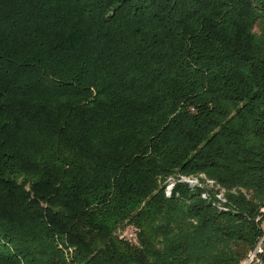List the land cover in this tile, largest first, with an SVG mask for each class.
<instances>
[{"label":"trees","instance_id":"1","mask_svg":"<svg viewBox=\"0 0 264 264\" xmlns=\"http://www.w3.org/2000/svg\"><path fill=\"white\" fill-rule=\"evenodd\" d=\"M263 209L264 0H0V264H242Z\"/></svg>","mask_w":264,"mask_h":264},{"label":"rangeland","instance_id":"2","mask_svg":"<svg viewBox=\"0 0 264 264\" xmlns=\"http://www.w3.org/2000/svg\"><path fill=\"white\" fill-rule=\"evenodd\" d=\"M182 180L185 181V182H187V181H193V183H191V184H193L194 186L195 185H199L200 184V180H204L205 181V184L207 186H210L211 188L219 189V186L216 185V183L214 181H211V180L207 179L204 174L199 175L198 178H196V177H182L180 181H182ZM175 183L176 182H174V181L173 182L172 181L171 182H168V185H167V188H166V195L167 196H169L168 195V192L169 191H170V193H172V190H169V188L171 186L174 187ZM224 194H225V192L224 191H221L220 195H223L222 198L225 200ZM262 212H264V209L262 210ZM263 228H264V223H263ZM131 232H133V235L135 237L136 236V231H135V228H133V227H128L127 229H125L122 232L120 231L119 232V235L121 236V238H126L127 239L128 236H129L128 234L131 233ZM127 240L133 241L134 239H127ZM263 252H264V238L258 244V247L256 248L255 252L253 253V255H254L253 258H251V255H252L251 254L250 257H249V259L246 260V261H244L242 264H248V262L250 264H259V259H257V255L258 254H262Z\"/></svg>","mask_w":264,"mask_h":264},{"label":"built area","instance_id":"3","mask_svg":"<svg viewBox=\"0 0 264 264\" xmlns=\"http://www.w3.org/2000/svg\"><path fill=\"white\" fill-rule=\"evenodd\" d=\"M182 182H185V181H183L182 180ZM188 183H193V181H187ZM191 185H193V184H191ZM173 189V186H171L170 188H169V190H172ZM221 193V192H220ZM168 195L170 196L171 195V193H170V191L168 192ZM222 196L223 195H218V198H219V200H221L222 202H225V200L222 198ZM205 197V196H204ZM129 236H128V238L127 239H134V235H133V232H131V233H129L128 234Z\"/></svg>","mask_w":264,"mask_h":264},{"label":"water","instance_id":"4","mask_svg":"<svg viewBox=\"0 0 264 264\" xmlns=\"http://www.w3.org/2000/svg\"><path fill=\"white\" fill-rule=\"evenodd\" d=\"M253 256H254V255L252 254V255H251V258H253ZM249 264H250V263H249Z\"/></svg>","mask_w":264,"mask_h":264},{"label":"bare ground","instance_id":"5","mask_svg":"<svg viewBox=\"0 0 264 264\" xmlns=\"http://www.w3.org/2000/svg\"><path fill=\"white\" fill-rule=\"evenodd\" d=\"M248 264H249V262H248Z\"/></svg>","mask_w":264,"mask_h":264}]
</instances>
